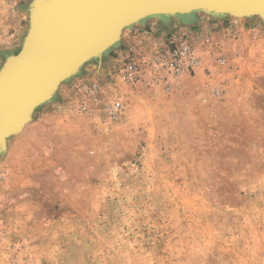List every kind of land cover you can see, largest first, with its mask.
<instances>
[{
    "label": "rangeland",
    "instance_id": "1",
    "mask_svg": "<svg viewBox=\"0 0 264 264\" xmlns=\"http://www.w3.org/2000/svg\"><path fill=\"white\" fill-rule=\"evenodd\" d=\"M32 1L0 0V68ZM181 43L200 65L154 83L153 57ZM131 60L135 84L121 75ZM4 146L0 264H264V19L124 27Z\"/></svg>",
    "mask_w": 264,
    "mask_h": 264
},
{
    "label": "water",
    "instance_id": "2",
    "mask_svg": "<svg viewBox=\"0 0 264 264\" xmlns=\"http://www.w3.org/2000/svg\"><path fill=\"white\" fill-rule=\"evenodd\" d=\"M29 10L28 35L18 54L8 56L0 68V87L7 95L11 85L19 88L24 99L31 91L36 90V94L27 99L23 106H29L17 115L9 109L0 111V137L17 131L39 103L52 97L60 82L75 74L99 50L117 43L122 28L144 18L184 16L194 11L214 15L259 14L264 19V0H57L55 4L53 0H33ZM36 11L41 16L47 11L56 14L65 22L59 35L50 36L46 45L44 42L38 48L39 36L32 32ZM32 56L38 60L33 67L26 68L23 64Z\"/></svg>",
    "mask_w": 264,
    "mask_h": 264
},
{
    "label": "built area",
    "instance_id": "3",
    "mask_svg": "<svg viewBox=\"0 0 264 264\" xmlns=\"http://www.w3.org/2000/svg\"><path fill=\"white\" fill-rule=\"evenodd\" d=\"M153 60L155 65L154 83L161 82L165 77H168V79L179 77L184 72L190 74L201 63L200 57L188 43H181L176 47L170 48L166 54L154 56ZM124 65L121 75L130 84H135L144 78V68L139 62L131 60V62ZM93 92L96 93L97 88H94ZM106 111L108 115L116 117L121 111V105L118 101L106 104Z\"/></svg>",
    "mask_w": 264,
    "mask_h": 264
},
{
    "label": "bare ground",
    "instance_id": "4",
    "mask_svg": "<svg viewBox=\"0 0 264 264\" xmlns=\"http://www.w3.org/2000/svg\"><path fill=\"white\" fill-rule=\"evenodd\" d=\"M56 1L57 0H53V3L55 4ZM63 11H65V10H63ZM65 12H68V11H65ZM61 13H60V15H61ZM74 14H75V11H74ZM65 15H66V13H65ZM234 15H236V14H234ZM164 17H166V16H164ZM183 17H185V15ZM149 18H153V17H149ZM157 18L160 19V18H163V17H157ZM41 19H42V21H41ZM145 19H148V18H144L141 21H143V20L145 21ZM184 19L185 18H183V20ZM62 20H63V18L61 19L60 16L57 17L56 14L55 15H53V13L52 14H48V11L46 13H44V16L39 15V13L37 11L35 12V16L33 17V27H32L33 31H32V29H31V31L34 32V35L36 34V35L39 36V40L36 43L37 48L41 44H43L44 42H45V45H46V43H47V41H48L50 36H52L54 34L57 35L58 33H60L62 31L61 29L64 27L63 25H65L64 20L63 21ZM40 21L42 22V24L40 23ZM29 28H30V24H29ZM27 35H28V32H27ZM36 59L38 60L37 56H32V58L30 60L27 59L23 65L26 66V68L27 67H29V68L33 67L34 63L36 62ZM20 63H21V61H20ZM15 65L16 64H14L13 66H15ZM15 80L14 81L17 83L19 78L15 79ZM35 91H31V93L28 94V97H26V99H24V96L20 95L19 88L15 89V87H13L11 85V87H9V94L7 95V92H5L4 89L2 90V87H0V111L2 112L3 110H6V109L8 110L9 109V111L12 110L11 112H13L14 114L17 115L18 113L21 112L22 109H24V107L26 109L29 106V104H26L25 106H23V105L26 103L28 98H31L30 96H33L32 94ZM34 94H36V93H34ZM24 95H26V92L24 93ZM47 101L48 100H45V101H43V102H41L39 104H43V103H45ZM29 119L30 118H28L27 120H29ZM26 121L21 125V127L24 126ZM17 131H15V132H17ZM12 133H14V132H11V134ZM4 136L0 137V151H2L3 148L5 147L4 143H5L6 136L5 137Z\"/></svg>",
    "mask_w": 264,
    "mask_h": 264
},
{
    "label": "crops",
    "instance_id": "5",
    "mask_svg": "<svg viewBox=\"0 0 264 264\" xmlns=\"http://www.w3.org/2000/svg\"><path fill=\"white\" fill-rule=\"evenodd\" d=\"M164 24H166V20H162Z\"/></svg>",
    "mask_w": 264,
    "mask_h": 264
},
{
    "label": "trees",
    "instance_id": "6",
    "mask_svg": "<svg viewBox=\"0 0 264 264\" xmlns=\"http://www.w3.org/2000/svg\"><path fill=\"white\" fill-rule=\"evenodd\" d=\"M162 20H166V17H163Z\"/></svg>",
    "mask_w": 264,
    "mask_h": 264
}]
</instances>
